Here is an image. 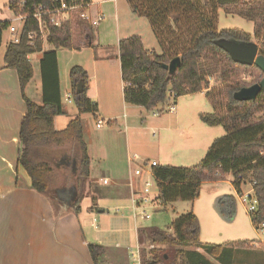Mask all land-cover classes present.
Segmentation results:
<instances>
[{
	"label": "trees",
	"instance_id": "16d2710c",
	"mask_svg": "<svg viewBox=\"0 0 264 264\" xmlns=\"http://www.w3.org/2000/svg\"><path fill=\"white\" fill-rule=\"evenodd\" d=\"M66 2L68 5L75 3L83 6L91 3V0H66ZM231 3H240L245 8L248 7L250 15L262 18L259 28L261 30L264 28V0H218V5L222 9ZM60 4L59 0H9L10 9L15 14L26 15L27 19L21 31L20 41L18 43L11 41L7 44L4 62L6 68L17 71L26 105V113L20 128L18 165L31 178V187L34 190L53 197L55 194L52 195V188L56 185L60 174L56 166L45 158L42 150L76 147L78 169L74 180L76 195L72 208L75 212H79L91 176V157L81 115L69 120L65 128H56L57 117L67 115L63 106L58 49H70L80 43L92 46L94 37L92 25L80 16H74L73 20L65 21L60 26L51 24L48 17L44 16L46 39L53 46L46 50L43 35L33 13L39 5L52 10ZM134 8L136 11L139 9L138 5H134ZM82 10L85 8L82 7ZM140 13L143 15L141 11ZM143 16L150 20L154 31L152 17ZM9 25L10 21L0 23V45L3 31ZM75 29L76 32H80L79 42L74 40ZM31 33L35 35L31 36ZM258 38L260 54L264 56V31ZM221 40L253 42L250 33L235 28L222 30L210 28L200 32L191 46L175 56L181 58V64L170 76L164 64H168L175 57L146 48L139 35L122 38L119 42V54L122 80L125 84L124 100L130 105L151 110L166 102L170 92H174L178 98L206 91L205 94L213 103L215 112L201 113L199 117L209 126L222 125L225 134L213 141L205 157L194 166L159 164L153 167L163 205L162 210H167L168 204L178 200L194 202L200 196L202 183L224 181L230 175L231 182L239 193L242 192L243 185H252L258 199V208L251 213V220L256 229H259L264 223V92L255 101H238L234 94L243 87L251 86L252 83H259L264 73L255 65L248 66L235 62L219 46L218 42ZM33 54H42L40 59L42 103H37L26 93L34 77V66L31 61ZM248 69H252V74L255 76L251 83L241 79L243 71ZM220 71L224 77L223 84L218 89L210 87L208 78ZM70 81L69 96L79 114L97 112L99 105L88 94L90 78L87 71L80 65L73 66L70 71ZM81 83L83 87L79 91ZM221 103L223 107L219 110L217 104L221 105ZM109 124H112V121H109ZM227 204L234 213V196H227L221 201L222 207ZM200 234L201 224L194 210L181 214L172 221L168 229L159 226L141 229L139 233L141 241L144 242L146 238L151 245H154L149 257L143 252L141 264L166 262L178 264L179 260L185 264H216V262L233 264L239 250L246 252L253 250L254 253L256 252L255 257L262 252L251 246L253 241L203 243ZM241 246L245 247L240 248ZM88 247L93 264H103L104 246L90 243ZM168 247L172 249L166 250Z\"/></svg>",
	"mask_w": 264,
	"mask_h": 264
},
{
	"label": "rangeland",
	"instance_id": "374dc122",
	"mask_svg": "<svg viewBox=\"0 0 264 264\" xmlns=\"http://www.w3.org/2000/svg\"><path fill=\"white\" fill-rule=\"evenodd\" d=\"M97 1L99 4L93 8L97 10L100 7L102 9L103 19L99 25L92 26L94 44L87 46L80 43L70 49H58L63 106L67 111V115L63 119L71 120L81 115L86 131L85 139L91 145L99 139L101 133L110 131L112 135L108 138L114 141L118 140L123 149L128 143L131 156L135 157L136 155L135 161L140 166L154 160H157L161 165L185 167L196 165L205 157L213 141L225 134L222 125L209 126L199 117L201 113L215 112L213 103L205 94L206 91L183 95L174 101L168 100L151 110L126 103L123 96L120 63H111L118 52L117 35L138 34L143 36L148 49H154L158 53L165 52L171 57H175L191 46L200 32L210 28L215 30L235 28L248 32L251 34L252 41L257 44L259 42L258 36L264 31V28L262 30L259 28L262 18L250 15L248 7L245 8L240 3L227 4L222 9L218 5V0ZM133 4L138 5L140 10L136 11ZM140 11L143 15L152 17L154 31L150 20L141 15ZM87 13L89 14V12ZM69 14L71 20L74 16H80L78 10L69 12ZM16 16L9 7V0H0V23L10 21L9 26L17 25L20 27L21 23L16 21ZM67 17L68 15H66ZM88 22L90 23V21ZM74 32V40L79 42L81 40L80 32H76V29ZM19 35L20 31L13 33L9 27L4 29L0 46V65L5 64L4 55L7 44L18 38ZM43 40L46 50L53 47L46 39V33ZM35 60L33 57L35 79L31 85L32 91L36 90V84L40 82L41 78L40 65ZM76 65L82 66L89 75L92 84L90 96L100 107L95 113L79 114L73 100L69 101L70 71ZM211 77L210 87L220 88L223 84L222 78H224L222 72L220 71ZM254 78L252 69L244 70L241 75V79L248 83L253 82ZM233 80L235 79L233 78ZM172 103H175L177 107V111L174 113L169 111V106ZM219 104H217V109L221 110L223 105L222 103ZM223 104H225L224 101ZM98 120H104L105 123L113 120L116 123L112 127L109 124H103L104 127L98 129ZM67 151L71 157L77 160L76 147L68 146ZM52 153L46 158L56 166L60 174L56 185L52 188V193L57 188L66 186L69 188L70 194L75 196L76 171L74 170L70 174L69 170H59L56 160L53 159L55 155ZM231 181L232 176L228 175L224 181L202 183L200 196L196 203L202 207L201 211H203L205 220L202 237L214 244H223L225 241L231 240H248L257 243L252 242L251 246L254 248L264 249V231L256 229L254 225V227L252 226L251 213L247 210V204L242 202ZM105 188L108 187L105 186ZM243 191L245 194L248 192L252 194V186L243 185ZM87 195H90L88 187L84 202L89 201L90 196ZM231 195L235 198V220L230 222L226 220V215H229L231 210H223L224 214L220 217L214 207L220 198ZM175 204L170 205L167 210L158 212L152 208L148 209L151 217L145 223L168 229L172 221L177 219L188 206H191L192 202L180 200ZM210 207L213 209H209ZM210 211L217 214V218H219L216 219L217 221H213L212 217L209 216ZM145 246L144 252L150 255L151 249L147 247L149 243ZM243 247L245 246L240 248ZM171 249L168 247L166 250ZM255 254L256 252L254 253L253 250L252 252L239 250L236 264H245L250 259L252 262L261 263ZM239 256H241L240 259ZM135 262L137 261L132 258L131 263ZM161 264H171V262Z\"/></svg>",
	"mask_w": 264,
	"mask_h": 264
},
{
	"label": "crops",
	"instance_id": "0c3cea01",
	"mask_svg": "<svg viewBox=\"0 0 264 264\" xmlns=\"http://www.w3.org/2000/svg\"><path fill=\"white\" fill-rule=\"evenodd\" d=\"M98 4L99 1L91 0V5L87 8V12L92 17L98 13L103 14L100 7L97 10L93 8ZM132 35L138 34L117 35L118 52L111 63L119 62L120 69L119 42L122 38ZM141 37L145 45V40L143 36ZM33 57L40 65L42 54H33L32 63ZM34 79L35 71L26 93L37 103H42V77L36 84V90L32 91L31 85ZM91 86L90 82L89 96ZM124 86L122 82L123 96ZM25 113L26 105L18 73L15 69L6 68L5 64H2L0 65V264H93L88 247L90 243L104 246L103 264H141L145 245L149 243L147 246L149 249L154 245H151L146 238L144 242L141 241L139 233L141 229L155 225L145 223L147 219L135 217L136 211L132 205L131 195L139 190L140 179L134 174L136 161L132 163L128 161V157L131 156L128 143L123 149L118 140L108 138L112 135L110 131L101 133L99 139L92 145L86 141L91 157V176L88 182L90 197L87 195L89 201L84 202L83 199L80 211L75 212L72 208L75 196L70 194L69 188L66 186L57 188L53 192L57 197L52 194L54 198L40 193L31 187V178L18 165L20 128ZM63 117H57L55 122L57 129H63L68 124L69 120ZM109 121H112V124L108 122L111 127L116 123L113 120ZM103 127L104 125L97 128ZM42 153L45 158L50 156V153L54 154L53 159L56 160L59 170H69L70 174L75 170L77 173L78 156H76L77 160L71 157L67 147L43 149ZM197 201L198 198L183 213L194 210L201 224L200 239L203 243H209L208 239L202 237L205 220L202 207L196 204ZM178 202L180 200L168 204L167 208ZM162 208L155 211H161ZM214 209L221 217L224 214L223 210H231V207L228 204L221 206L222 214L217 210V206ZM217 214L213 211L209 212L213 221L219 219ZM226 220L234 221L235 213L231 211L226 215ZM250 221L252 223V220ZM225 242H234V240ZM259 250L262 252L258 254L257 260L261 261L260 264H264V249ZM145 255L149 257V254L145 253ZM132 258L137 262L131 263ZM237 259L233 264H236ZM182 262L179 260L178 264H185ZM251 262L250 259L245 264H257V261ZM216 264L220 263L216 262Z\"/></svg>",
	"mask_w": 264,
	"mask_h": 264
},
{
	"label": "built area",
	"instance_id": "2783aa9c",
	"mask_svg": "<svg viewBox=\"0 0 264 264\" xmlns=\"http://www.w3.org/2000/svg\"><path fill=\"white\" fill-rule=\"evenodd\" d=\"M58 1V0H57ZM61 2L60 6L55 9H46L44 6L39 5L36 9V11L33 13V17L38 21V25L40 28V33L43 35L46 33V24L44 20V16H47L49 19V22L53 25L60 26L63 22L71 20L69 12L72 11H79L80 17L83 20H86L87 22L90 21V24L92 26L99 25L101 19H103V16L101 13L97 14V17H92L87 13V7L91 5L85 4L83 6H80L78 4L72 3L71 5H68L66 0H59ZM82 7L85 8V10H82ZM82 10V11H81ZM16 21L20 22L21 25L19 26H9L10 30L15 33L17 31H21L23 28V25L27 19L26 15H23L21 13L16 14ZM66 15L68 17L66 18ZM89 23V22H88ZM20 35L15 40H12V42L18 43L20 41ZM35 33H31V36H34ZM209 81L212 80V77L210 76ZM176 94L174 92H170L167 100H175ZM69 101H71V98L69 96ZM169 111L174 113L177 111V107L175 103H172L169 106ZM105 122L102 120H99L97 122V127H101ZM108 124V123H107ZM137 157H128V161L132 163L135 161ZM159 165L157 161L147 162L145 165L140 166L136 165V169L134 171V174L140 179L139 185L140 188L137 191H134L131 195V201L133 208L135 209V217H141L143 219H148L151 217V214L148 213V209H154L158 210L159 208H162V201L160 199V191L157 184V181L155 179V175L153 173V167ZM131 185L133 186V183L131 182ZM248 185V184H247ZM251 185V184H249ZM252 186V185H251ZM239 196L242 200V202L246 205L247 204V210L250 211V213L254 212L258 208V199L256 195L254 194L253 188H252V194L250 192L246 193L243 191L239 193ZM260 230L264 231V223L260 225ZM254 244H257L254 242ZM154 246H152L153 248Z\"/></svg>",
	"mask_w": 264,
	"mask_h": 264
},
{
	"label": "water",
	"instance_id": "95a60500",
	"mask_svg": "<svg viewBox=\"0 0 264 264\" xmlns=\"http://www.w3.org/2000/svg\"><path fill=\"white\" fill-rule=\"evenodd\" d=\"M219 46L224 49L231 58L243 65L257 66L264 73V56L259 53V47L256 43L250 42H239V41H228L221 40L218 42ZM181 58L175 57L168 64H164V68L169 71V75L172 76L177 69L180 67ZM83 84L79 85V91L82 90ZM264 92V76L259 83H255L248 87H243L237 92H235L234 97L238 101H255L258 99L259 95ZM223 198V197H222ZM220 198L217 202V210L222 214L221 201Z\"/></svg>",
	"mask_w": 264,
	"mask_h": 264
}]
</instances>
